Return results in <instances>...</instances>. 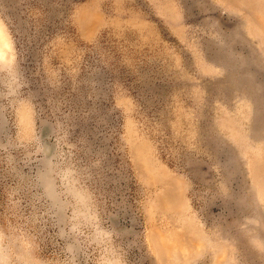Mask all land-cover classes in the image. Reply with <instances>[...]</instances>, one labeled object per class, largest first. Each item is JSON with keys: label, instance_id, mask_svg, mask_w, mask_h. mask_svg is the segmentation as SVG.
Listing matches in <instances>:
<instances>
[{"label": "rangeland", "instance_id": "obj_1", "mask_svg": "<svg viewBox=\"0 0 264 264\" xmlns=\"http://www.w3.org/2000/svg\"><path fill=\"white\" fill-rule=\"evenodd\" d=\"M0 39V264H264V0H0Z\"/></svg>", "mask_w": 264, "mask_h": 264}, {"label": "bare ground", "instance_id": "obj_2", "mask_svg": "<svg viewBox=\"0 0 264 264\" xmlns=\"http://www.w3.org/2000/svg\"><path fill=\"white\" fill-rule=\"evenodd\" d=\"M3 45V42H2V40L0 39V51H1V46ZM6 50H4V52H5ZM4 54V53H3ZM9 56V55H8ZM27 126V125H26ZM143 149V148H142ZM140 150V149H139ZM261 171V170H260ZM259 172V171H258ZM255 177H256V175H255ZM261 178V177H260ZM170 181V180H169ZM174 182V181H173ZM172 185V184H171ZM171 185H169V186H171ZM171 188H173V187H171ZM170 189V188H169ZM177 191V190H176ZM176 193H178V192H176ZM173 193L171 192V193H169V192H167L166 193V195H165V198L167 199V201L168 202H170V203H173L174 201H175V195H172ZM179 194V193H178ZM161 197V196H160ZM162 199V198H161ZM160 200V199H159ZM178 201V200H177ZM176 203V202H175ZM161 204V203H160ZM169 204V203H168ZM174 204V203H173ZM172 205V204H171ZM162 206V205H161ZM173 208V207H172ZM185 245V244H184Z\"/></svg>", "mask_w": 264, "mask_h": 264}]
</instances>
